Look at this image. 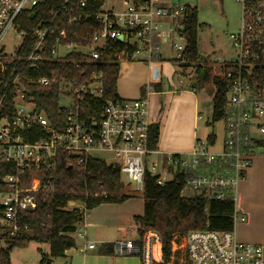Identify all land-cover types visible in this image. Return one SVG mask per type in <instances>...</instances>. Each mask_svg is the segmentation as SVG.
Returning <instances> with one entry per match:
<instances>
[{
  "label": "built area",
  "instance_id": "2783aa9c",
  "mask_svg": "<svg viewBox=\"0 0 264 264\" xmlns=\"http://www.w3.org/2000/svg\"><path fill=\"white\" fill-rule=\"evenodd\" d=\"M237 1L242 24L230 35L236 56L221 66L220 77L227 82L222 143L215 147L216 141L198 139L189 155H165L150 146L148 98L106 99L98 112H90L87 97H103L101 65L131 61L140 52L158 58L164 45L185 62L186 45L172 40L178 35L187 44V22L196 6L181 0H128L122 11L100 7L93 34L69 41L74 23L89 16L90 0H0V157L12 165L0 176V235L15 234L20 215L37 208L39 195L53 187L43 184L44 169L55 167L59 154L82 167L90 158L103 160L98 152L112 153V164L140 191L148 172L164 185L179 171L185 174L184 194L205 191L224 199L234 191L256 148L264 146V0ZM55 63L69 65L60 77ZM88 65L94 70L85 77ZM56 82L64 100H71H63L61 126L38 111L33 93L36 86ZM235 215L245 219L237 208ZM161 241L158 231L149 230L118 241L115 248L154 264ZM94 247L88 241L82 250ZM172 250V260L181 253V264H264V243L239 241L234 230L194 229L173 241Z\"/></svg>",
  "mask_w": 264,
  "mask_h": 264
},
{
  "label": "trees",
  "instance_id": "16d2710c",
  "mask_svg": "<svg viewBox=\"0 0 264 264\" xmlns=\"http://www.w3.org/2000/svg\"><path fill=\"white\" fill-rule=\"evenodd\" d=\"M104 0H90L85 8L89 13L74 23L69 41H82L93 34L92 24L95 22L96 12L102 8ZM199 28L197 9L188 18L185 58L183 66L197 63L199 49L197 33ZM178 61V59H176ZM60 68L56 73L60 77L63 67L69 66L55 63ZM87 74L93 71L88 65ZM98 70V67H95ZM104 77V94L101 99L87 97L92 104L88 111L98 112L106 99H119L118 78L120 64L101 65ZM200 68L196 67L195 74ZM76 74L73 70L70 74ZM210 70H205L203 79H209ZM215 92L212 97V122L222 119L227 99V82L220 76L213 77ZM196 90L195 87H193ZM38 111H44L54 126L62 125L64 95L60 83L52 86H36L33 88ZM10 109H13L10 106ZM210 124V122H208ZM160 128L153 124L150 129V146L156 147L159 140ZM209 142H215L216 136L210 132ZM264 145V142H263ZM12 170L10 163L0 157V176ZM51 183L52 188L46 189L38 197L37 208L23 212L19 217V230L15 234L0 235L5 239L6 247L0 249V264H13L11 251L15 247H25L31 241L48 243L50 254L43 256L41 262L51 261L53 258L65 257V251L77 246L74 235L77 224L84 218V211L80 208L68 209L70 202L81 201L85 210H91L102 203H122L131 195L124 194L125 184L119 166L108 164L98 158H90L82 167L73 164V158H65L59 154L55 167L44 169L43 184ZM185 174L181 171L164 185L157 183V176L147 173L142 191L144 199V213L133 219L138 235L143 237L149 230H156L162 237L161 256L154 264H168L173 256V241L179 240L194 229L210 228L214 230H234L236 221V199L233 191L224 199L212 198L203 192L182 193ZM102 253L113 252V244L107 243Z\"/></svg>",
  "mask_w": 264,
  "mask_h": 264
},
{
  "label": "rangeland",
  "instance_id": "374dc122",
  "mask_svg": "<svg viewBox=\"0 0 264 264\" xmlns=\"http://www.w3.org/2000/svg\"><path fill=\"white\" fill-rule=\"evenodd\" d=\"M182 3H189L197 8L199 28L197 33L199 60L197 63H190L183 66L184 62L176 60L177 52L170 51L168 45L161 47L160 57L149 58L144 52H140L138 57L132 62L123 61L120 63V76L118 80V93L123 98H135L134 91L138 92L141 84H147L148 79L157 80L158 70L162 67V82L164 85V92H167L166 98L168 100L169 94L173 88H180L186 85L188 77L192 78L191 85L187 86L189 90L191 86L195 87L193 90L195 94L200 95L201 98V112H200V135L206 136V133L213 132L216 136V146L218 147L224 137V119L212 122V97L215 92L213 83L214 76L222 75V64L224 61L235 58V49L232 46L230 35L240 30L242 24V5L237 0H181ZM128 0H104L101 10L113 9L115 12L122 11ZM179 45H186V39L176 35L172 40ZM184 67V68H183ZM196 67L200 68L198 74H195ZM210 70L209 79L205 81L203 76L205 70ZM181 71H184L181 73ZM171 78L168 75H172ZM151 75V77H150ZM184 75V77H181ZM182 83H180V81ZM148 85V84H147ZM146 85V86H147ZM152 87L154 85L151 84ZM173 87H170V86ZM145 88V87H144ZM197 91V93H196ZM177 92V90H175ZM165 97V96H159ZM137 98V97H136ZM70 99L64 102H70ZM167 102V101H166ZM207 121L210 124H207ZM204 140H208L205 138ZM97 156L102 158L108 164L116 161L114 154L109 152H98ZM252 165L254 164V173L250 179L240 184L239 188H235L233 196L236 199V207L238 209H247L249 202H255V216L252 222H242L240 219L235 221L234 231L239 241L252 243L256 241H264V146L256 148V154L252 158ZM250 167V168H251ZM249 168V169H250ZM248 169V170H249ZM248 172V171H247ZM170 179V175L167 176ZM122 181L126 186L130 185L135 188L136 183L128 180L122 174ZM130 190H133L130 188ZM134 192V190L132 191ZM139 194V193H138ZM142 194V193H141ZM139 194V198H143ZM136 197V198H137ZM83 205L81 201L70 202L67 206L72 209L75 206ZM90 210H86L88 214ZM248 211V210H247ZM83 223L77 224L78 229L82 227ZM77 246L80 245L79 235H75ZM264 243V242H262ZM5 239L0 238V249L6 247ZM50 254V245L48 243H41L31 241L25 247H15L11 251V261L13 264H82V254L80 257L73 256L70 258L58 257L53 258V261L41 262L43 256ZM159 254V253H158ZM139 257L137 255H127ZM161 253L158 255L159 259ZM181 253H175L172 264H181ZM171 264V263H169Z\"/></svg>",
  "mask_w": 264,
  "mask_h": 264
},
{
  "label": "crops",
  "instance_id": "0c3cea01",
  "mask_svg": "<svg viewBox=\"0 0 264 264\" xmlns=\"http://www.w3.org/2000/svg\"><path fill=\"white\" fill-rule=\"evenodd\" d=\"M132 61H128V63ZM162 67L163 65L161 64V67L158 69L161 70L158 72L157 80L154 79L153 81L149 78L147 81L148 85L141 84L140 88L137 89L138 92L134 91V95L130 96H135V98H148L151 120L153 124H158L160 128L159 140L156 145L157 148L165 155L169 153L189 155L193 151L196 141L198 139H205L209 135V133H206V136H202L199 132L202 97L194 93L193 86L190 87L193 90L186 88L191 85L192 80V78L188 77V82L186 85H182L181 89L173 88L168 92L170 94L167 100V92H164L165 87L162 82ZM183 72L181 71V73ZM170 76L172 77L173 74L168 75L169 78H171ZM181 77H184V75H181ZM179 81L182 83L181 80ZM153 83L154 85L152 87L151 84ZM170 87L173 86L171 85ZM160 95L165 97L160 98ZM152 159L156 160L158 158L152 156ZM253 173L254 164L248 170L245 177L240 180L237 189L244 179L247 182ZM138 193L141 194L142 191L138 190L136 186L133 188L130 185H125L124 194L131 195V197L122 203H102L91 209L88 214H86L84 203L82 206H75L85 213L83 220L80 222L83 223L82 227L79 229L77 227L74 233L76 236L77 234L82 235V237H79L81 246L67 249L65 251V257H80L82 254V264H142L140 257L123 255L115 248L118 241L133 238L138 234L133 219L136 215H142L144 213V199L137 197L139 196ZM236 208L240 216H245V219L241 220L242 222L248 221L250 223L257 218L254 212L255 202H249L248 206H246L247 209L242 208L240 210L238 206ZM88 241L94 242L95 247L82 250ZM262 242L264 241L252 243ZM107 243L113 244L114 251L112 253H102V250L105 249L104 245ZM74 261L73 259L71 264H74Z\"/></svg>",
  "mask_w": 264,
  "mask_h": 264
},
{
  "label": "water",
  "instance_id": "95a60500",
  "mask_svg": "<svg viewBox=\"0 0 264 264\" xmlns=\"http://www.w3.org/2000/svg\"><path fill=\"white\" fill-rule=\"evenodd\" d=\"M135 238H138V235H136Z\"/></svg>",
  "mask_w": 264,
  "mask_h": 264
}]
</instances>
